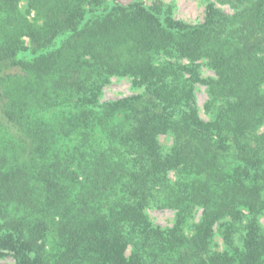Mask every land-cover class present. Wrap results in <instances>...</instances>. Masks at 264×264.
Instances as JSON below:
<instances>
[{"label": "trees", "instance_id": "obj_1", "mask_svg": "<svg viewBox=\"0 0 264 264\" xmlns=\"http://www.w3.org/2000/svg\"><path fill=\"white\" fill-rule=\"evenodd\" d=\"M205 1L0 0V256L264 264V0Z\"/></svg>", "mask_w": 264, "mask_h": 264}, {"label": "rangeland", "instance_id": "obj_2", "mask_svg": "<svg viewBox=\"0 0 264 264\" xmlns=\"http://www.w3.org/2000/svg\"><path fill=\"white\" fill-rule=\"evenodd\" d=\"M119 4H129L134 1H139L145 6H152L155 3L163 2L165 5L172 7L173 16L176 20L186 22L188 24H200L204 21L206 15L207 2L205 0H110ZM224 10L230 12L228 7H222ZM203 77L214 76L213 72L207 67L202 68ZM133 87L132 82L128 78H113L111 83L103 90V100H118L139 93ZM197 106L200 110V115L203 119L208 120V115L204 110V105L208 100L206 87L203 85L197 86L196 91ZM161 143L169 148L172 145V140L166 136L160 137ZM151 219L155 224L163 227H171L175 219V212L173 210H159L152 209L148 211ZM201 212H198L199 218ZM260 223L264 227V214L260 216ZM219 243L221 239L217 237ZM0 264H15V260L11 254L0 256Z\"/></svg>", "mask_w": 264, "mask_h": 264}]
</instances>
